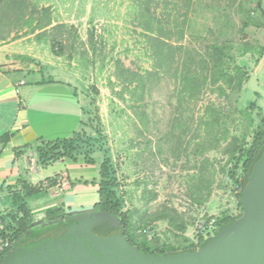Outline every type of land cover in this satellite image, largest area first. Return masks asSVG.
Here are the masks:
<instances>
[{
  "label": "rangeland",
  "instance_id": "1",
  "mask_svg": "<svg viewBox=\"0 0 264 264\" xmlns=\"http://www.w3.org/2000/svg\"><path fill=\"white\" fill-rule=\"evenodd\" d=\"M262 1L21 0L7 10L0 0V42H23L78 93L73 148L99 166L124 212L174 218L194 243L210 218L242 213L238 159L264 129V63L254 72L264 54ZM251 77L261 87L251 81L243 98ZM138 233L155 236L150 223ZM159 243L151 246L180 248Z\"/></svg>",
  "mask_w": 264,
  "mask_h": 264
},
{
  "label": "crops",
  "instance_id": "2",
  "mask_svg": "<svg viewBox=\"0 0 264 264\" xmlns=\"http://www.w3.org/2000/svg\"><path fill=\"white\" fill-rule=\"evenodd\" d=\"M261 8L264 12V0ZM22 43L0 42V217L6 223L9 213H15L21 204L29 229L72 219L92 221L106 234L121 233L116 225L119 218L95 210L101 183L96 163L78 157L41 165L37 148L73 136L83 119V103L72 86L54 80L43 70L32 50ZM263 63L264 54L254 72ZM251 81L252 77L242 88L243 98ZM252 87L260 88V81L253 80ZM65 180L67 185L62 183ZM126 215V234L133 244L168 240L180 246L175 248L180 251L198 247L191 241L194 231L190 227L182 229L174 218L158 212L150 218ZM147 223L155 231L152 241L138 233Z\"/></svg>",
  "mask_w": 264,
  "mask_h": 264
},
{
  "label": "water",
  "instance_id": "3",
  "mask_svg": "<svg viewBox=\"0 0 264 264\" xmlns=\"http://www.w3.org/2000/svg\"><path fill=\"white\" fill-rule=\"evenodd\" d=\"M243 213L197 249L145 253L120 233L100 236L82 221L64 235L21 246L1 264H264V152L241 194Z\"/></svg>",
  "mask_w": 264,
  "mask_h": 264
},
{
  "label": "trees",
  "instance_id": "4",
  "mask_svg": "<svg viewBox=\"0 0 264 264\" xmlns=\"http://www.w3.org/2000/svg\"><path fill=\"white\" fill-rule=\"evenodd\" d=\"M3 1L8 3L7 10H10L13 7H15L16 4L18 5L21 0H3ZM50 24L51 22H48V23L46 22L43 26H41V28L44 29ZM59 27H62V24H56L52 28L57 29ZM44 31H47V30H44ZM149 37L154 42L161 41L157 35H153ZM0 39H5V38H3V36H0ZM61 46H62V43L60 41L53 39L52 49L55 53H58V49H60ZM263 122H264V119H263ZM74 135L75 133L73 134V136ZM73 136H71L70 138L55 140V141L47 142V143L40 145L37 148V151H38L39 161L41 165L49 166L65 158L77 159L79 155L75 152V149L73 148V143H74ZM263 152H264V129L257 132L249 148H247L240 155L238 159L240 166L244 172V178L242 180V183L239 187V192H238V199H239V204H240L241 209H242L241 194L248 182V177H249V174L254 164L259 160ZM84 158L90 163L94 162V160L92 159H89L86 157ZM231 177L232 179L237 180L238 175L234 172L231 174ZM99 195H100V200L95 205V210L99 211L100 213L111 214L119 218L116 225L120 227L121 234L125 237V239L133 247L137 248L139 251H142L145 253H151V254H168V253H175V252L180 251L175 248H167L166 246H151V245L133 244L130 241V239H128L127 237L126 219H125L127 218V215H126V212L123 211L122 204L119 201V198L117 197L116 193L113 190H107L106 185L103 182H101ZM17 211L18 213L16 212L9 213V215L7 216V222H6V226L10 230V237L13 240L14 245L12 249L7 250L6 253L0 257V261L3 260L5 257H7L9 254H11L15 249L19 248L20 246H23L25 244H30L31 242L41 241L43 239H46L47 237H52V234L57 235V234L65 233L71 226L79 223L78 221H75L72 219H66V220L62 219L57 222H51L48 225L43 226L41 228L29 229L25 225V223L28 221L27 213L23 209L21 204L18 205ZM49 213H52V210H50ZM242 213H243V209H242ZM241 215H239L236 218H229V217L222 218V219L215 218L214 226L218 227L217 232L221 230L222 228H224L225 226L232 223L233 221H235ZM108 234H111V233H108ZM206 234H209V233L203 230L198 231L197 237L200 242V245L204 244L209 239V238L208 239L205 238Z\"/></svg>",
  "mask_w": 264,
  "mask_h": 264
},
{
  "label": "built area",
  "instance_id": "5",
  "mask_svg": "<svg viewBox=\"0 0 264 264\" xmlns=\"http://www.w3.org/2000/svg\"><path fill=\"white\" fill-rule=\"evenodd\" d=\"M62 183L63 185H67V180L63 181ZM15 212L18 213L17 210ZM214 222L215 218H210L207 225L201 224L198 226V231L203 230L209 233L205 235L206 239L213 237L217 233L218 227L214 226ZM143 232L148 234V238L151 237L150 232L148 230L144 229ZM194 243L197 246H200L198 237L196 238V240H194ZM13 245L14 243L10 237V230L6 226L5 221L0 217V257L3 256L7 250L12 249Z\"/></svg>",
  "mask_w": 264,
  "mask_h": 264
},
{
  "label": "flooded vegetation",
  "instance_id": "6",
  "mask_svg": "<svg viewBox=\"0 0 264 264\" xmlns=\"http://www.w3.org/2000/svg\"><path fill=\"white\" fill-rule=\"evenodd\" d=\"M86 221H87V220H86ZM79 223H80V222H79ZM94 232L97 233V234L100 235V236H108V235H111V234H112V233H111V234L103 233V232L99 231V229H97V227H94ZM120 234H121V233H120ZM62 235H64V233H62V234H57V235H55V234L53 235V234H52V237H47L46 239L57 238V237H60V236H62ZM209 239H210V238H209ZM209 239H208V240H209ZM43 240H44V239H43ZM208 240H207V241H208ZM28 245H29V244H28ZM202 245H203V244H201V245L198 246L197 248L201 247ZM134 248H135V247H134ZM197 248H196V249H197ZM136 249H137V248H136ZM137 250H138V249H137ZM5 258H6V257H5ZM5 258H4V259H5ZM4 259L0 261V264L4 261Z\"/></svg>",
  "mask_w": 264,
  "mask_h": 264
}]
</instances>
